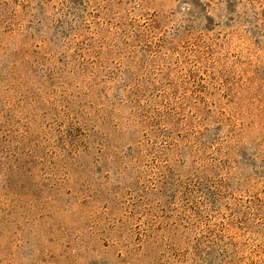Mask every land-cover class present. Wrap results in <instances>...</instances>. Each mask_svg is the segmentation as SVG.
Returning a JSON list of instances; mask_svg holds the SVG:
<instances>
[{"label":"rangeland","instance_id":"374dc122","mask_svg":"<svg viewBox=\"0 0 264 264\" xmlns=\"http://www.w3.org/2000/svg\"><path fill=\"white\" fill-rule=\"evenodd\" d=\"M0 264H264V0H0Z\"/></svg>","mask_w":264,"mask_h":264}]
</instances>
